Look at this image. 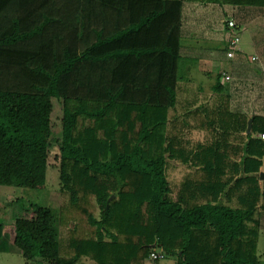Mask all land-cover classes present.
<instances>
[{"label":"trees","instance_id":"obj_1","mask_svg":"<svg viewBox=\"0 0 264 264\" xmlns=\"http://www.w3.org/2000/svg\"><path fill=\"white\" fill-rule=\"evenodd\" d=\"M181 25L182 0H0V185L32 186L54 99L63 111L62 202L32 204L12 228L1 218L0 252L145 264L156 247L175 264H264V116L232 112L228 95L179 100Z\"/></svg>","mask_w":264,"mask_h":264},{"label":"crops","instance_id":"obj_2","mask_svg":"<svg viewBox=\"0 0 264 264\" xmlns=\"http://www.w3.org/2000/svg\"><path fill=\"white\" fill-rule=\"evenodd\" d=\"M226 19L237 23L235 30L241 35L233 57L228 56L232 30ZM180 35L178 98L181 102L193 104L194 108L212 107L222 95H228L232 112L264 116V7L182 0ZM219 49L223 50V56L218 54ZM224 73L232 79L226 80ZM197 76L210 83L201 79L195 82ZM219 81L223 92L216 90Z\"/></svg>","mask_w":264,"mask_h":264},{"label":"rangeland","instance_id":"obj_3","mask_svg":"<svg viewBox=\"0 0 264 264\" xmlns=\"http://www.w3.org/2000/svg\"><path fill=\"white\" fill-rule=\"evenodd\" d=\"M223 50L219 49L218 54L223 56ZM209 66V65H207ZM206 68V66H203ZM201 79L203 83H210L204 77L195 78V82ZM202 84V82H200ZM46 103V102H45ZM43 103V104H45ZM47 104V103H46ZM45 104V105H46ZM62 104L59 100L52 101L51 114V134L52 144L48 151L47 163L44 164L43 157L44 149H41L38 157L35 159L34 167L32 169V176L34 181L31 187H17L9 185H0V219H6L12 228V223L17 216H33L32 204H39L42 206H51L58 209L62 202L61 195V180H60V150L56 143V138L62 127ZM48 111L43 108L39 113V122L41 125L47 123ZM195 132L192 134V139L197 137ZM200 139V138H199ZM17 198L20 201H16ZM264 217V216H263ZM262 227L259 231L257 254L264 261V219ZM0 264H26V260L20 253L14 252H0ZM145 264H173V258L167 257L161 261H146Z\"/></svg>","mask_w":264,"mask_h":264},{"label":"built area","instance_id":"obj_4","mask_svg":"<svg viewBox=\"0 0 264 264\" xmlns=\"http://www.w3.org/2000/svg\"><path fill=\"white\" fill-rule=\"evenodd\" d=\"M225 22L227 26L232 30L230 39L228 40V46H229L228 56L233 57L235 55V52L239 48V44L241 41V35L238 32H236L238 30H235L237 28V23L234 20L226 19ZM224 76L226 80L232 79V77L226 73H224ZM261 137L264 139V133L261 134ZM165 258L166 257H165L164 252L161 249H158L156 247L153 248V250L151 251L149 255V260L154 261V262L161 261Z\"/></svg>","mask_w":264,"mask_h":264},{"label":"water","instance_id":"obj_5","mask_svg":"<svg viewBox=\"0 0 264 264\" xmlns=\"http://www.w3.org/2000/svg\"><path fill=\"white\" fill-rule=\"evenodd\" d=\"M251 122L249 123L248 132H250ZM260 179L264 181V172L260 173Z\"/></svg>","mask_w":264,"mask_h":264}]
</instances>
